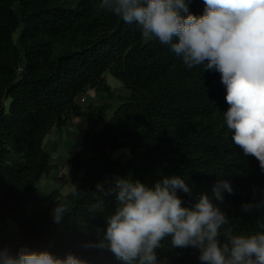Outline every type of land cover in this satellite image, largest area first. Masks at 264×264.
Instances as JSON below:
<instances>
[{
  "label": "trees",
  "instance_id": "16d2710c",
  "mask_svg": "<svg viewBox=\"0 0 264 264\" xmlns=\"http://www.w3.org/2000/svg\"><path fill=\"white\" fill-rule=\"evenodd\" d=\"M99 2L0 0V251L125 264L107 247H85L104 239L120 178L154 186L180 176L190 188L177 191L182 206L191 208L206 194L228 216L222 233L264 231V172L232 141L221 74L203 64L189 68L169 45L144 38L139 25L101 11ZM185 2L189 13L204 14L203 0ZM108 72L129 95L114 91ZM91 90L106 101L81 104ZM82 116L89 126L84 147L95 155L72 160L75 176L84 171L78 191L54 190L47 206L31 213L29 203L42 201L40 180L58 167L44 148L46 136ZM124 147L131 157L114 160L111 153ZM221 180L234 190H222V202L213 194ZM60 202L69 212L56 223L52 210ZM247 203L260 206L245 213ZM155 252L157 264H202L199 249L175 247L171 236Z\"/></svg>",
  "mask_w": 264,
  "mask_h": 264
},
{
  "label": "clouds",
  "instance_id": "9594fccd",
  "mask_svg": "<svg viewBox=\"0 0 264 264\" xmlns=\"http://www.w3.org/2000/svg\"><path fill=\"white\" fill-rule=\"evenodd\" d=\"M204 14L188 12L185 0H100L98 8L136 23L142 35L156 37L181 57L189 68L205 65L221 74L226 87L224 113L232 141L244 154L255 157L264 172V0H203ZM186 13L187 15H182ZM207 61V63H205ZM101 186L98 184L97 188ZM190 188L180 176L165 177L148 186L140 181H116L118 206L106 218L104 239L85 247H107L125 264H157L155 250L165 237L175 247L199 249L202 264H264V231L235 233L228 216L202 194L193 207H183L177 191ZM222 190L233 194L230 182L221 180L213 194L223 201ZM74 193L78 191L73 185ZM259 203L242 205L249 213ZM69 212L56 203L53 220ZM223 235V239L221 236ZM0 264H86L69 253L64 258L48 251L21 250L16 256L0 251Z\"/></svg>",
  "mask_w": 264,
  "mask_h": 264
},
{
  "label": "crops",
  "instance_id": "0c3cea01",
  "mask_svg": "<svg viewBox=\"0 0 264 264\" xmlns=\"http://www.w3.org/2000/svg\"><path fill=\"white\" fill-rule=\"evenodd\" d=\"M92 92L96 91L91 90L86 95ZM88 129L87 119L82 116L71 119L67 125L61 128L54 127L51 133L46 136L44 148L51 154L52 163L58 167L40 180L39 196L42 201L40 204L34 200L29 203L28 209L31 213L45 208L48 204L46 198L54 190H60L63 195H67L73 190V185L76 188L79 186L84 171L75 176L72 160L81 154L84 160L95 155L90 145H87L85 150L83 148Z\"/></svg>",
  "mask_w": 264,
  "mask_h": 264
},
{
  "label": "rangeland",
  "instance_id": "374dc122",
  "mask_svg": "<svg viewBox=\"0 0 264 264\" xmlns=\"http://www.w3.org/2000/svg\"><path fill=\"white\" fill-rule=\"evenodd\" d=\"M106 80H107V83L114 89V91L117 94L124 95V96L129 95V91L125 89L123 87V84L118 79H116L110 72L106 74ZM84 98H85L84 105H87L90 103L99 105V104H103L106 101V95L97 94L96 92L95 93L92 92L91 94H88V95L85 94ZM115 106L116 104H114V108ZM112 112H113V109L110 111L109 116H111ZM83 148L84 150L86 149V147H83ZM80 156H83V155L81 154ZM111 156L116 161L126 162L131 157V152L129 148L124 147V148H121V149H118L112 152ZM34 201H36L38 204L41 203V201L39 200H34Z\"/></svg>",
  "mask_w": 264,
  "mask_h": 264
},
{
  "label": "built area",
  "instance_id": "2783aa9c",
  "mask_svg": "<svg viewBox=\"0 0 264 264\" xmlns=\"http://www.w3.org/2000/svg\"><path fill=\"white\" fill-rule=\"evenodd\" d=\"M84 102H85V98H84V96H83V97L80 98V103H81V104H84Z\"/></svg>",
  "mask_w": 264,
  "mask_h": 264
}]
</instances>
